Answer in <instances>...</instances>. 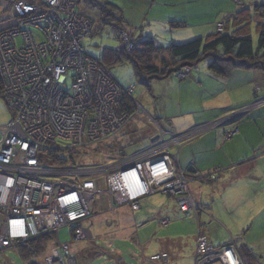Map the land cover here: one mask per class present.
Segmentation results:
<instances>
[{"label":"built area","instance_id":"built-area-1","mask_svg":"<svg viewBox=\"0 0 264 264\" xmlns=\"http://www.w3.org/2000/svg\"><path fill=\"white\" fill-rule=\"evenodd\" d=\"M13 6L14 17L0 31L2 94L12 112L0 128V248L48 231L57 234L60 227H68L72 239L91 240L84 219L100 202L109 209L127 203L133 211L140 199L156 191L174 195L180 210L196 214L188 179L176 170L169 150L188 134L170 131L163 120L150 118L159 131L148 145L131 153L120 148L100 165H41L39 149L98 144L117 134L127 114L119 118L115 110L121 85L82 45L90 37L92 19L79 12L75 0H15ZM216 27L221 30L222 22ZM116 32L124 40L132 36L124 23ZM221 120L199 125L194 132ZM168 222L160 220L162 225ZM71 258L69 244L56 241L45 264H65ZM167 258L159 252L147 260ZM214 261L240 264L242 259L233 243L214 246L197 235L195 264Z\"/></svg>","mask_w":264,"mask_h":264},{"label":"crops","instance_id":"crops-1","mask_svg":"<svg viewBox=\"0 0 264 264\" xmlns=\"http://www.w3.org/2000/svg\"><path fill=\"white\" fill-rule=\"evenodd\" d=\"M102 1L111 4L114 10L112 16L116 22L133 28V37L151 36L162 45L171 41L181 42L187 38L209 35L217 29L218 22L231 16L243 5L264 3V0ZM93 8L100 14L97 8L82 0L78 2L79 12L89 15L92 22L98 23L95 31L100 27L109 26L115 33L112 24H103L95 18L97 13ZM174 22L184 24L175 27ZM204 64L205 61L197 65L186 77H180L178 74L151 82V92L154 94L151 96L155 100L151 107L153 116L165 118L163 121L165 124L168 122L170 131L174 133L189 132L188 136L185 135L184 141L170 147L174 148L170 154L176 170L188 179L189 195L200 206L197 216L183 218L175 202V196L160 191L142 198L143 201L140 203L143 206L147 205V212L143 211L141 206L132 211L127 203L118 204L110 211L121 212V219L119 218L121 230H115L111 236L113 240L127 243L124 248L128 250L129 258L125 257L124 249L120 245H114L111 261L115 264H132L133 256L139 255L136 248L146 247L148 243L143 241L141 244V238L146 234L152 239L156 233L154 231L156 222L149 224V219L144 220L147 214L155 211L154 205L146 202L149 196L156 193L165 194L169 199L165 202L160 197L161 199L157 201L152 196L150 202L159 203L161 208L150 217L157 219L154 218L157 215L159 224L160 220L168 215L174 217V222L170 223L169 220L166 225L160 224L170 227L156 235L162 234L160 247L153 248L152 254L159 252L168 254V258L160 263L167 264L170 258H174V250L169 243L178 240V257L184 263L187 261V264H195V246L189 247L187 243L193 236L196 245L197 235L201 234L215 246L234 241L236 245L244 244L253 253L255 258L253 264H264V104L256 102L264 96V71L237 70L226 78L210 74ZM257 87V95L254 94L257 100L253 101V89ZM233 92H236V97H231ZM189 102L195 104L189 105ZM241 105L245 106L240 109L241 112L235 119H229L220 126L194 132L199 125L221 116V109ZM182 117L184 119H180ZM229 131H233L232 135L224 138V133ZM213 175L216 177L208 178ZM100 204V207L109 210L104 202ZM202 212L208 217L205 223L200 222ZM128 214L130 221H125L124 217ZM161 214L165 215L160 217ZM131 243L135 245L134 250L130 246ZM84 249L83 253L93 254L87 260L101 256L96 250ZM137 261L138 264H143L145 260L141 258L139 260L137 257Z\"/></svg>","mask_w":264,"mask_h":264},{"label":"trees","instance_id":"trees-1","mask_svg":"<svg viewBox=\"0 0 264 264\" xmlns=\"http://www.w3.org/2000/svg\"><path fill=\"white\" fill-rule=\"evenodd\" d=\"M10 1V15L5 18H0V21L4 23V26H9L11 19L14 17L12 3L15 0ZM75 1L78 3L81 0ZM82 1L100 11L99 19L103 23L112 24L114 27L119 25V23L116 22L112 16V12L114 10L109 2L102 0ZM221 22V30L216 29L209 35L191 38L186 41H171L168 44L162 45L158 43L154 37L140 35L134 38V46L130 51L126 50L125 47L115 48L113 46H102L96 59L98 63L103 66V68L108 69L112 75L113 73L111 72V68L115 64H130L136 81L151 95H154L151 92V82L153 80H163L170 76H177L178 73L185 67H188L187 74H190V71H194L193 69H195L197 65L203 64L204 61V66L207 71L210 74L219 77L228 78L234 71L237 70L264 71V3H253L249 6L243 5L231 16L225 17ZM183 24L184 22H174L175 27H180ZM252 31L255 32L257 37L255 42L251 36ZM115 79L117 80L116 77ZM118 83L122 87V93L119 101L115 105L116 112L132 115L137 105H140L139 102L135 101L131 97L135 85L132 84L134 88L130 91H126L125 89L128 88V86H123L119 81ZM257 89L258 87L253 89V101L257 100V97L254 95L257 93ZM0 97L4 98L9 105L8 99L2 94L1 77ZM261 97L263 98L264 96ZM244 106L245 105L223 108L220 110L222 115L218 116L213 121L222 119L216 125L220 126L229 119H235L238 116L228 118L223 121V119L227 117L224 116L225 113H233ZM153 118L157 120V122H161L165 119L162 117ZM229 132L233 133V131ZM226 133L223 135L224 138H227L225 137ZM142 138L143 135L139 134L135 137V140ZM102 142L84 148H88L91 151H97L99 148L96 147L100 146ZM118 147L119 146H115V144L108 145L106 153L109 158L107 160L113 159L119 148H123L124 153H127L124 150V147ZM77 153L78 151L75 148H41L38 150V160L41 165L44 166L65 165L68 163L73 164V158ZM208 178H211V176H208ZM196 205V214L187 215L184 211L180 210L179 207L178 209L184 216H197L200 206L197 203ZM55 237V233L44 232L17 243L16 249L21 257V260L25 262V264H42L38 261V258L48 249L49 244L55 240ZM234 242L233 244L237 247L241 255L242 262L245 264H253L255 258L248 247L244 244L236 245V242Z\"/></svg>","mask_w":264,"mask_h":264},{"label":"rangeland","instance_id":"rangeland-1","mask_svg":"<svg viewBox=\"0 0 264 264\" xmlns=\"http://www.w3.org/2000/svg\"><path fill=\"white\" fill-rule=\"evenodd\" d=\"M10 7H11V1L10 0H0V18H2V17L5 18L8 15H10V13H9L10 9H11ZM13 9H14V6H12V11H13ZM93 11L95 13H97V16H95V18L99 19L100 14L94 8H93ZM6 21H8V20H6ZM6 26H4V23H2L0 21V31H1V28L4 27L3 29H5ZM91 26H92V29L90 31V35H89L90 37L84 38L82 40V45L84 46L86 52H88L92 56L97 57L102 46H113L115 48H120V47H127V45H126L127 43H130L131 47L134 46L133 43H134L135 37H133V35L131 36V38L124 40L118 36V34L116 32V28H115V33H114L113 30L109 26L100 27V29H98V31H95L96 28L99 26L97 22H92ZM101 26H103V25H101ZM251 36H252L253 41L255 42L257 37H256L254 31H252ZM189 39L190 38H187L186 40H189ZM186 40H184V41H186ZM185 68H187V72L183 71ZM185 68H183L179 72L181 74V75H179L180 77L187 75L188 67H185ZM111 72L113 73V75L117 78V80L123 86H125V87L128 86L129 90H132V88H134L132 84L135 85V88L132 92L131 97L135 101L139 102L140 105H137V107H136V109L132 115H128V114L125 115V121L122 122L123 124H122L121 128L118 130L117 134L115 135L116 137L112 136V137L104 140L100 146L96 147V148H99V150L91 151L88 148L77 149L78 153L73 158V164L72 165H96V164L100 165V164H102L104 161H106L109 158L108 154L106 153V150L108 148V145H111V144H115V146H119V147L122 146V147H124V150L127 153H131L137 149L143 148L144 146L148 145L149 144V137L155 135L154 134L155 131L156 132L159 131L156 124L150 119L154 115L153 108H151V107H153L152 105H153L155 100L153 99L151 94H149V92L136 81L131 65L128 63L115 64L114 66H112ZM236 96H237L236 92L231 93V97H236ZM231 99H235V98H231ZM196 103H197V101H196ZM188 104L193 105L195 103L189 102ZM257 104H264V97L262 99H259ZM183 105H186V103H183ZM149 109H150V111H149ZM115 110H116V108H115ZM230 113L231 112H227L224 114V116H227V117H225L223 119V121L226 120L227 118H230ZM123 114H126V113H118V115H119L118 117L119 118L123 117L124 116ZM11 115H12V112L10 110V107H9L7 101L4 98L0 97V128H3L4 125L7 124V122L11 118ZM180 119H184V117H182ZM263 124H264V121H263ZM212 127H214V126H212ZM212 127H210V128H212ZM187 133L188 132H183V133H180L179 135L182 134V136H183ZM139 134H142L143 138L139 139V140H135V137L138 136ZM167 136L168 135L165 134V137H167ZM184 138L181 139L179 141V143L184 141L185 140ZM169 140H170V138H169ZM173 149L174 148H170V152H173ZM68 164H70V163H68ZM51 177L55 178V176H51ZM152 196L157 201L161 199L160 197H162L163 201L165 200V202L169 199L167 197V195L160 194V193H156V194L151 195L147 198L148 201L146 203H148L150 205H154L155 211L147 214V217L144 218V220L149 219L148 220L149 224H150V222H153V221L156 222V226H154V229H155L154 231L156 233L154 234L152 239L148 238L146 234L141 238V244H143V241H148V243H147L146 247L138 246V249L136 248V252H139L138 253L139 255L133 256L132 264H138L137 257H139V260H140V258L144 259L145 260L143 262V264H144L146 262V259L153 253L152 249L160 247V239L162 237L161 236L162 234L156 236L157 233L159 231L162 233L164 231V229L170 227V226H168V227L161 226L162 224L161 225L159 224V222H158L159 217L157 215L154 217L157 219L151 218L152 215H154V213L158 209L161 208V206L158 205L159 203L154 204V203L150 202V198ZM141 201H143V200L141 199L140 202ZM160 204H163V203H160ZM140 206L143 208V211L147 212V208H146L147 205L143 206V204H141ZM128 207L131 210L130 206H128ZM201 214L202 215H200L201 216L200 222L205 223V221L208 220V217L203 212ZM203 214L205 215V218H203ZM163 215H165V214H161L160 217H162ZM119 218L121 219V212H111L110 209L107 210V209L102 208L100 206H96L95 210L91 213V215L89 217H87L86 219H84V224L86 226H88L89 230L91 231V234H92L91 240L72 239L70 229L68 227H62V228L60 227V229L58 228L57 234H55L56 235L55 240H53L49 244L48 249L42 255L39 256L38 261H40L42 264H45V257L50 255L51 249L56 244V241L67 242L70 246V253L74 259L71 258L65 264H115L114 261H111L113 259L112 254L114 251V245H120V247H122L124 249L123 254L125 255V257L129 258L128 250L126 248H124L127 246V243L122 242V241L113 240V237L111 236V233H114L115 230L116 231L121 230ZM166 218H168L171 221L170 223L174 222V220H173L174 217L168 215ZM183 218H187V216L183 215ZM124 219H125V221H130V214L125 215ZM171 228H172V226H171ZM123 230H125V229H123ZM186 230L188 232L189 228ZM48 232H52V231H48ZM52 233H54V232H52ZM175 239H177V238H175ZM126 242H127V240H126ZM16 244L13 246H6V247L0 248V260L3 264H25V262H23L21 260V257L18 254V251L16 249ZM187 244H189V247H191V245L195 246V239L193 236H192V239L190 240V242H188ZM169 245L174 250L173 251L174 258H170V260L167 262V264H170L172 262H173L172 264H187L188 263L187 261L184 263V261L178 257V255H179V248L177 247L178 246V240L170 241ZM130 246H132L133 250L135 249V245H132V243ZM174 246H176V247H174ZM83 248L88 249V250H96L99 252V254H101V256H96L95 258L87 260L93 254L92 253H86V254L83 253V251H82ZM102 250H104V252H102ZM187 253H184V254H187ZM86 256H88V257L85 259ZM186 257H189V255H186ZM216 263H218V262H216V261L213 262V264H216ZM146 264H162V263H160V261L159 262H155V261H149L148 262V260H147ZM164 264H166V263H164ZM218 264H220V263H218Z\"/></svg>","mask_w":264,"mask_h":264},{"label":"clouds","instance_id":"clouds-1","mask_svg":"<svg viewBox=\"0 0 264 264\" xmlns=\"http://www.w3.org/2000/svg\"><path fill=\"white\" fill-rule=\"evenodd\" d=\"M116 28V27H115ZM153 118V117H152ZM180 134V133H179ZM141 200V199H140ZM140 202V201H139ZM226 244H228V243H226ZM222 245H224V244H222ZM215 246V245H214ZM220 246V245H219ZM239 252V251H238ZM242 263V262H241Z\"/></svg>","mask_w":264,"mask_h":264},{"label":"bare ground","instance_id":"bare-ground-1","mask_svg":"<svg viewBox=\"0 0 264 264\" xmlns=\"http://www.w3.org/2000/svg\"><path fill=\"white\" fill-rule=\"evenodd\" d=\"M132 48H129L128 50L130 51Z\"/></svg>","mask_w":264,"mask_h":264}]
</instances>
